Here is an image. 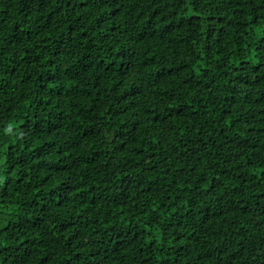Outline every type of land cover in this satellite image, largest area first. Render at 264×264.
<instances>
[{"label": "trees", "instance_id": "obj_1", "mask_svg": "<svg viewBox=\"0 0 264 264\" xmlns=\"http://www.w3.org/2000/svg\"><path fill=\"white\" fill-rule=\"evenodd\" d=\"M0 264H264V0H0Z\"/></svg>", "mask_w": 264, "mask_h": 264}]
</instances>
